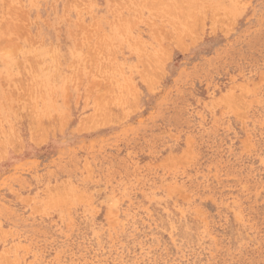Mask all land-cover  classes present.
Segmentation results:
<instances>
[{
  "label": "rangeland",
  "instance_id": "rangeland-1",
  "mask_svg": "<svg viewBox=\"0 0 264 264\" xmlns=\"http://www.w3.org/2000/svg\"><path fill=\"white\" fill-rule=\"evenodd\" d=\"M0 264H264V0H0Z\"/></svg>",
  "mask_w": 264,
  "mask_h": 264
},
{
  "label": "bare ground",
  "instance_id": "bare-ground-1",
  "mask_svg": "<svg viewBox=\"0 0 264 264\" xmlns=\"http://www.w3.org/2000/svg\"><path fill=\"white\" fill-rule=\"evenodd\" d=\"M1 41V40H0Z\"/></svg>",
  "mask_w": 264,
  "mask_h": 264
}]
</instances>
